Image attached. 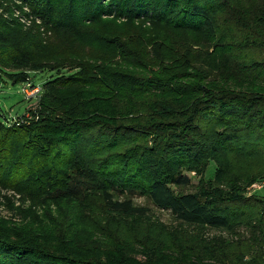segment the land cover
I'll list each match as a JSON object with an SVG mask.
<instances>
[{
  "label": "trees",
  "instance_id": "16d2710c",
  "mask_svg": "<svg viewBox=\"0 0 264 264\" xmlns=\"http://www.w3.org/2000/svg\"><path fill=\"white\" fill-rule=\"evenodd\" d=\"M21 1L64 45L75 37L106 57L77 60L74 71L38 85L34 112L21 125L9 126L0 108V188L31 203L83 204L97 196L107 210L127 216H145L133 201L145 198L186 226L231 233L242 224L225 213V204L239 201L229 198L239 190L229 177L230 157L264 144V0ZM244 4L255 10L245 12L251 18L243 28L237 15ZM140 20L157 26L156 35L166 42V36L184 33L196 44L185 59L165 65V42L132 45L128 33ZM101 26L107 27L95 32ZM242 30L238 40L234 34ZM229 41L254 54L240 59L235 71L228 69L230 74L219 71V55L211 54L218 45L229 48ZM33 51L23 47L18 58L0 57V67L30 72L26 63L35 61ZM40 68L33 69L37 75L46 68L56 72ZM28 87L38 88L33 81ZM120 96L132 100L129 115L116 108ZM151 97L160 103L151 115L131 116L135 99ZM212 163L216 177L205 180ZM189 174L199 178L196 185ZM33 231L0 219V264H96L90 254L77 253L69 238H51L41 225ZM116 253L131 264L122 247ZM153 259L147 264H172Z\"/></svg>",
  "mask_w": 264,
  "mask_h": 264
},
{
  "label": "rangeland",
  "instance_id": "374dc122",
  "mask_svg": "<svg viewBox=\"0 0 264 264\" xmlns=\"http://www.w3.org/2000/svg\"><path fill=\"white\" fill-rule=\"evenodd\" d=\"M243 7L241 15L237 16L238 23H242L244 28L246 24L244 19L251 18L245 17V12L254 11L255 8L253 4H244ZM36 20H39V15L30 11L23 1L0 0V57L18 58L23 47L32 48V51L35 48L30 55L35 61L26 63L32 68L30 72L0 67V108L2 114L7 117L9 126L21 125L31 117L36 106L34 96L40 91L38 85H42L56 74L74 71L77 60L106 57L104 53H96L95 49L79 44L75 37H69L64 45L55 39L56 35L41 28V23ZM134 24L136 30L128 33L132 35V45L140 47L141 42L154 39L165 42L167 53V58L163 60L165 65L173 58L185 59L184 55L189 47L196 44L192 41V36L184 33H174L168 38L166 36V42L156 35L157 26H151L144 20L134 22L132 26ZM108 26L118 27L114 23ZM106 27L101 26L95 29V32L97 30L103 32ZM121 31L126 29L121 28ZM243 32L244 30L237 32L234 36L239 40ZM70 41L74 42L73 45L68 44ZM234 42H227L231 45L229 48L218 45V50L216 47L211 49V54L216 51L219 55L214 62L218 65L219 71L230 74L236 70L235 65L239 64L240 59L254 55L243 48L245 44H241L239 50L237 42ZM136 47L132 48L131 52L136 53ZM223 51L226 52L221 54ZM151 62L150 60L148 64ZM39 65L40 69L56 68V72L50 73L51 69L46 68L44 70L47 71L37 75L39 72L33 69ZM64 68L66 70H63ZM236 74L241 75L242 72ZM216 75L214 74L216 78L220 77ZM32 81L38 87L33 92L28 87ZM8 84L12 86L9 87ZM115 101L116 108L127 111L129 115L127 107L132 100L120 96ZM134 102L129 106L131 110L135 109L131 116L141 120L160 106L154 97L146 100L135 99ZM127 115L125 122L129 119ZM230 160L232 169L230 168L229 177L237 180L236 189L239 190L229 198L236 199V196H239V201L226 203L225 213L236 219V222L242 223H238L231 233L181 224L175 221L169 212L154 207L145 198H135L133 201L137 208L144 209L147 214L127 216L110 212L97 196L86 197L83 204H76L72 200L31 203L14 192L1 188L0 219L5 220L10 226L16 224L31 228L34 233H37L35 231L41 225L42 230L44 229L51 238L65 236L76 245L77 253L90 254L96 264H126L122 258L117 257L118 247H122L124 253L127 252L132 260L131 264H147V258L153 256H155L153 260L165 258L172 264H215L216 258L209 259L213 256L224 264H262L264 188L261 184L264 182L257 180H264V144L245 150L244 154L231 156ZM216 174V165L212 163L206 171L205 180L215 179ZM189 177L193 185L198 183L199 178L193 174H189ZM218 239L223 241L222 247H219Z\"/></svg>",
  "mask_w": 264,
  "mask_h": 264
},
{
  "label": "built area",
  "instance_id": "2783aa9c",
  "mask_svg": "<svg viewBox=\"0 0 264 264\" xmlns=\"http://www.w3.org/2000/svg\"><path fill=\"white\" fill-rule=\"evenodd\" d=\"M35 91V90H34ZM31 92H33V91H31ZM260 186V185H259ZM261 186H262V188H264V184H261Z\"/></svg>",
  "mask_w": 264,
  "mask_h": 264
}]
</instances>
